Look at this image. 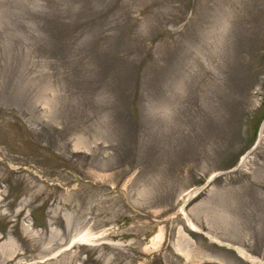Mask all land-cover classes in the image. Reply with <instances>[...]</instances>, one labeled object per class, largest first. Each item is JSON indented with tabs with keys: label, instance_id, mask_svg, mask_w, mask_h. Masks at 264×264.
Returning <instances> with one entry per match:
<instances>
[{
	"label": "rangeland",
	"instance_id": "374dc122",
	"mask_svg": "<svg viewBox=\"0 0 264 264\" xmlns=\"http://www.w3.org/2000/svg\"><path fill=\"white\" fill-rule=\"evenodd\" d=\"M260 92L264 0H0V264L264 261Z\"/></svg>",
	"mask_w": 264,
	"mask_h": 264
},
{
	"label": "bare ground",
	"instance_id": "6f19581e",
	"mask_svg": "<svg viewBox=\"0 0 264 264\" xmlns=\"http://www.w3.org/2000/svg\"><path fill=\"white\" fill-rule=\"evenodd\" d=\"M199 190H200V189L194 191V192L191 193V194H188V195H187V198L185 197L186 201H187V199H190L192 196H194ZM185 199H184V202H185ZM184 204H185V203H183V205L180 207V214H182V215L184 216L185 221H186V223L188 224L189 229L194 230V231H199V229H198V228H197V227H196V226L190 221V219H189V218L187 217V215L185 214V212H184ZM212 239H214V238H212ZM78 240L85 241V240H87V239H85L84 236H80V238H79ZM214 241H217V240L214 239ZM149 243H150L151 245L154 244V243L151 242V241H149ZM154 245H155V244H154ZM154 245H153V246H154ZM235 249H236L237 254H238L240 257H242L243 259H245V260H247V261H249V262L256 263V264H264V261H263V260H260V259H258V258H256V257L251 256L250 254H248V253H247L246 251H244L243 249H241V248H239V247H236Z\"/></svg>",
	"mask_w": 264,
	"mask_h": 264
},
{
	"label": "water",
	"instance_id": "95a60500",
	"mask_svg": "<svg viewBox=\"0 0 264 264\" xmlns=\"http://www.w3.org/2000/svg\"><path fill=\"white\" fill-rule=\"evenodd\" d=\"M211 239V237H209ZM222 246L226 247V248H229V249H232L233 251L236 252V246H233V245H230V244H226V243H221ZM247 261V260H246ZM248 263L250 264H256V263H253V262H249L247 261Z\"/></svg>",
	"mask_w": 264,
	"mask_h": 264
}]
</instances>
